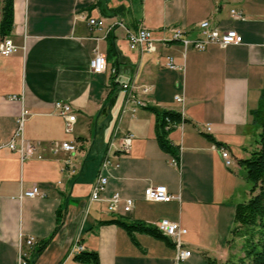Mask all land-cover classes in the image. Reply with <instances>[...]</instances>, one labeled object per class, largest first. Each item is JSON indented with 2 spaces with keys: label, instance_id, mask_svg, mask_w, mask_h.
Instances as JSON below:
<instances>
[{
  "label": "crops",
  "instance_id": "1",
  "mask_svg": "<svg viewBox=\"0 0 264 264\" xmlns=\"http://www.w3.org/2000/svg\"><path fill=\"white\" fill-rule=\"evenodd\" d=\"M88 18L103 19L104 27L90 26ZM202 20L235 30L242 42L204 50L159 42L148 54L128 47L127 29L145 26L159 40L170 36L169 28L181 27L196 38ZM9 37L18 50L0 55V144L10 139L24 108L23 134L36 149L28 157L0 150V264H17L23 249L29 264H82L71 253L77 241L97 253L99 264H173L172 243L141 232L134 233V243L121 226L99 223L117 217L154 226L161 219L177 221L191 251L182 264L229 260L234 207L247 190L238 159L255 149L259 132L250 110L264 93V0H14ZM94 49L106 57L105 72L89 68ZM116 62L118 83L110 92ZM124 82L136 87L147 106L184 118L168 134L179 147V164L158 145L153 111L121 114ZM142 86L151 89L142 93ZM58 101L76 113L71 134L54 109ZM124 132L134 134L131 148L115 154L117 165L103 170L108 180L101 200L91 201L107 146ZM207 135L228 150L229 166ZM66 140L76 141L78 151L51 152L53 142ZM159 185L176 199L146 200L144 189ZM32 186L42 195H22ZM113 193L131 199V209L109 211L106 200ZM30 236L35 243L27 248L24 239Z\"/></svg>",
  "mask_w": 264,
  "mask_h": 264
},
{
  "label": "built area",
  "instance_id": "2",
  "mask_svg": "<svg viewBox=\"0 0 264 264\" xmlns=\"http://www.w3.org/2000/svg\"><path fill=\"white\" fill-rule=\"evenodd\" d=\"M233 12V11H232ZM235 17L241 18L240 12H235ZM88 24L97 29L104 27L103 19L88 18ZM119 26H123V23L119 21ZM199 34L196 38H189L187 31L181 27L169 28L170 36L163 39H156L153 37L152 32L145 26H139L134 30H126V39L128 47L131 50L138 49L143 53H153L156 50V46L159 42L168 43L172 41H178L184 46H190L197 50H204L208 44H218L220 46H227L231 44H239L242 42V37L235 30L229 29L221 31L214 27L209 20H202L198 23ZM18 50V46L8 36L0 40V55L8 56ZM167 65L175 68L176 66L168 61ZM89 68L92 72L102 73L106 71L107 62L103 53L94 49L93 55L89 60ZM121 89L124 92V100L121 108V114L134 115L139 108L146 107L148 105L147 100L144 99L137 91L136 87L130 82H124L121 84ZM150 87L142 86L141 92L147 93L150 91ZM16 99V96H12ZM177 101H182V98L176 96ZM54 109L63 121V130L66 134H71L74 131L76 123V113L74 108L66 102H55ZM27 110L24 108L20 111L16 120V129L13 132L10 139L0 144V150L7 148L12 151L18 152L22 157H28L34 154L36 145L32 141L27 140L23 134V126ZM176 124L167 126L166 128L173 127ZM207 131L210 129L209 124H205ZM116 135V134H115ZM109 142L104 158L102 159L96 178L91 186L89 198L91 201L101 200V193L105 189L107 184V177L103 174V170L116 163L113 162V157L117 152L127 153L131 148V143L134 138L132 132H124L121 137H115ZM221 157L224 160L226 166L232 163V158L226 150V148L218 147ZM50 150L52 153L59 151H65L68 153H75L78 151V143L76 141L66 140L60 143L53 142ZM71 162L70 159L66 160L68 165ZM174 164H179V160L173 158ZM24 196L34 197L42 195L36 186H32L29 190L23 192ZM144 198L150 201L157 202H169L176 199V196L169 193L167 188L163 185L159 186H147L144 189ZM178 198V197H177ZM107 206L109 211H117L118 207L122 205L124 212L131 209L132 200L129 198H122L118 193H113L107 200ZM155 228L163 236L168 238L174 248L173 264H182L190 255L191 251L187 249L182 240V236L186 233V229L183 228L177 221L169 219H161L155 224ZM35 243V238L30 236L24 239V245L30 248ZM83 250V246L77 241L71 253L79 254ZM17 264H29L28 253L24 249L20 251V256Z\"/></svg>",
  "mask_w": 264,
  "mask_h": 264
},
{
  "label": "trees",
  "instance_id": "3",
  "mask_svg": "<svg viewBox=\"0 0 264 264\" xmlns=\"http://www.w3.org/2000/svg\"><path fill=\"white\" fill-rule=\"evenodd\" d=\"M14 22V0H0V40L8 37L12 31ZM113 48L109 47V52ZM118 62L115 63L114 71L111 74L112 92L117 83L114 79L117 76ZM153 111L155 116V136L159 147L170 154L176 160H179V147L173 144L168 134L171 127L167 126L178 124L184 121L179 112L173 110L157 109L146 106ZM252 123L259 126L255 144L256 147L251 151L247 158L238 159V164L242 167L245 179L250 184V197L247 201L239 202L234 207L233 223L230 230L231 237L228 244L235 237H244L243 257L234 260H227L218 263L214 259L206 258L208 264H264V93H261L257 106L250 110ZM213 141L217 147H221L220 142L214 141L210 136H206ZM81 138H78L80 140ZM64 218V207H59L56 211V229L61 225ZM100 224H117L125 229L130 239L136 242L134 233H146L156 238L171 241L163 236L154 225H148L140 221H126L117 217L108 220L99 221ZM49 238L42 241L35 251L39 253L48 243ZM74 259L82 264H99L97 253L94 251L82 250L74 256Z\"/></svg>",
  "mask_w": 264,
  "mask_h": 264
},
{
  "label": "rangeland",
  "instance_id": "4",
  "mask_svg": "<svg viewBox=\"0 0 264 264\" xmlns=\"http://www.w3.org/2000/svg\"><path fill=\"white\" fill-rule=\"evenodd\" d=\"M246 194L244 198H241L240 202L247 201L248 198L250 197L249 194V189H250V184L246 181ZM242 194V193H241ZM243 240L244 237H235L232 241L229 242V258L231 260L237 261L238 259L243 257Z\"/></svg>",
  "mask_w": 264,
  "mask_h": 264
}]
</instances>
